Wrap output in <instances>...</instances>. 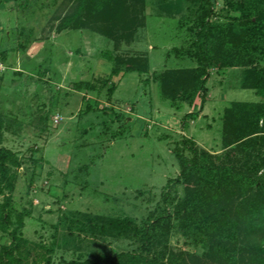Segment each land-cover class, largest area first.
Segmentation results:
<instances>
[{
    "label": "rangeland",
    "instance_id": "obj_1",
    "mask_svg": "<svg viewBox=\"0 0 264 264\" xmlns=\"http://www.w3.org/2000/svg\"><path fill=\"white\" fill-rule=\"evenodd\" d=\"M71 4L0 0L3 144L24 159L12 195L15 211L31 214L20 230L28 242L15 252L20 264H45L47 258L51 264H78L102 255L144 254L130 226L142 225L159 209L172 211L185 193L177 184L173 201L163 200L168 180L180 170L173 153L177 141L190 137L222 155L225 108L233 101H264L261 92L241 86L240 66L211 68L203 103L197 99L177 109L163 96L154 75L196 64L171 52L185 45V28L194 19L191 1L143 0L135 6L134 35L117 42L90 26L60 30ZM215 11L219 20L239 15L228 11L226 0H216ZM122 29L115 25L113 34ZM109 50L126 59L147 58L148 73L122 69L112 75ZM81 81L99 91L78 90ZM193 110L197 116L187 118L183 128L184 115ZM74 212L95 219L74 217ZM13 221L15 227L17 215ZM174 224L167 237L156 241L154 253L203 257L205 242L194 241ZM12 238L11 231H0V245Z\"/></svg>",
    "mask_w": 264,
    "mask_h": 264
},
{
    "label": "trees",
    "instance_id": "obj_2",
    "mask_svg": "<svg viewBox=\"0 0 264 264\" xmlns=\"http://www.w3.org/2000/svg\"><path fill=\"white\" fill-rule=\"evenodd\" d=\"M69 11L59 29L94 28L101 34L113 35L115 41L130 40L138 24L136 5L143 0H69ZM193 4L194 19L185 28V45L173 47L176 56H188L195 66L165 68L153 79L163 96L177 109L197 99L205 100L207 79L213 67L243 68L241 86L255 89L264 96V0H226L228 11L238 16L217 19L216 0H188ZM122 32L113 34L114 26ZM106 57L112 62L111 74L148 73L147 58H122L110 50ZM105 84V82H104ZM78 90L98 92L89 82H78ZM110 88V95L114 93ZM197 111L187 112L182 119H193ZM5 122L0 114V231H11L9 244L0 245V264H20V237L30 211L16 212L13 191L21 175L24 159L3 144ZM224 153L216 154L190 137H182L174 148L179 174L168 180L164 202H172V188L184 186V195L174 209L149 213L140 226L132 225L144 254H118V257L97 256L78 264H264V101H233L225 108L222 129ZM170 182V183H169ZM7 191L9 192L7 194ZM172 198V199H171ZM13 215H17L15 227ZM74 217L95 219L88 213L74 212ZM98 218V216H96ZM100 218V217H99ZM92 220V219H91ZM194 241L206 244L203 257L192 260L182 253H154L156 241L167 237L176 226ZM57 224V223H56ZM55 224V227L57 226ZM128 225V224H126ZM55 243V241H54ZM54 243L52 245H54ZM50 251L53 252V248ZM40 264V263H35ZM45 264H51L47 258Z\"/></svg>",
    "mask_w": 264,
    "mask_h": 264
}]
</instances>
